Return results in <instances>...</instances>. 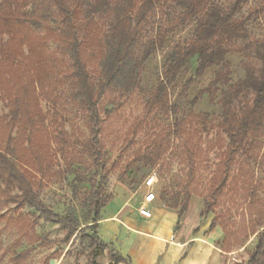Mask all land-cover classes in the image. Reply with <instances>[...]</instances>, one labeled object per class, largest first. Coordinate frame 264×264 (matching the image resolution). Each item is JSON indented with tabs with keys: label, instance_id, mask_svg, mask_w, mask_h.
I'll return each instance as SVG.
<instances>
[{
	"label": "trees",
	"instance_id": "obj_1",
	"mask_svg": "<svg viewBox=\"0 0 264 264\" xmlns=\"http://www.w3.org/2000/svg\"><path fill=\"white\" fill-rule=\"evenodd\" d=\"M50 1L57 15H48L47 18L52 21L59 19V26H44L46 35L37 36L33 30L41 27V17L28 10L31 0H0V104L5 111L0 114V196L17 208L26 206L47 218L59 220L67 239L84 229L89 230L90 235L85 239L91 253L83 255L88 264H97L94 262V249L111 246L99 239L97 230L100 213L113 197L106 195L103 187L95 188L89 204L90 225L78 231L79 223L73 216L59 218L46 211L32 192L31 185L53 182L70 174L74 166H82L81 155L99 167L103 126L111 114L140 91L141 75L147 60L163 49L170 35L194 23L190 39L182 45L176 44L165 61L161 78L142 115L120 138L121 153L134 145V139L157 111L168 109L169 88L192 60L197 61L196 78L208 70L219 69L207 89L198 94L201 98L212 96L218 86H229L228 55L256 59L259 67L246 62L243 82L234 88L229 86L235 96L241 98L242 107L238 114L230 112L224 102L223 122L219 126L227 144L208 181L200 217L214 214L238 156L252 147L253 142L249 140L255 139L264 124V40H252L246 27L250 15L258 11L254 10L246 18H237L246 0H232L227 7L216 3V0ZM98 19L108 20L106 33L100 28ZM48 40L56 42L68 55L74 97L86 114L89 139L79 144L78 156L71 154L74 150H71V135L60 125L56 105L44 90L48 65L40 47ZM191 85L192 81H188L182 87L183 95ZM42 102L47 103L49 111H43ZM107 106L111 108L108 110ZM101 114L105 119H101ZM198 124L205 125L206 116L189 113L181 121L158 129L132 152L133 159L126 166V172L139 164L153 168L162 162L171 137L179 140L178 148L188 163L186 180L179 183L168 198L164 191L159 196L164 207L177 216L175 229L187 212L191 197L200 194L195 185L198 149L192 132L188 130ZM101 169L108 173L104 165ZM262 192L264 199V184ZM252 204L257 203L248 205V217L251 218ZM0 220L15 228L21 237L33 240L26 232L24 218L5 219L0 215ZM249 223V234L255 236V245L246 264H264V217L252 218ZM217 225L214 216L210 229ZM218 226L223 234L219 250L228 253L227 245L235 238L233 225L225 222ZM108 258L112 264H129L128 259L115 251L109 253Z\"/></svg>",
	"mask_w": 264,
	"mask_h": 264
},
{
	"label": "rangeland",
	"instance_id": "obj_2",
	"mask_svg": "<svg viewBox=\"0 0 264 264\" xmlns=\"http://www.w3.org/2000/svg\"><path fill=\"white\" fill-rule=\"evenodd\" d=\"M231 2L232 0H216V3L223 7H227ZM55 9L50 0H31L28 10L36 12L37 16L41 17V27L33 30L35 35L45 36L44 26H59V19L56 18L57 21H52L47 18L48 15L56 14ZM254 10L258 13L252 14ZM249 14L252 15L247 20L246 27L251 39L264 40L263 0H246L237 18H246ZM97 21L100 28L106 33L108 20L98 19ZM194 27V23H189L170 35L163 49L152 55L144 64L140 91L132 95L120 110L111 114L110 119L103 126L101 160L97 164L99 167L93 166L94 163L89 162L86 157L81 155L82 166H74L70 174L53 182L43 181L42 185L32 183V192L37 195V199L43 204L46 211L59 218L66 215L73 216L79 223L78 231H80L90 225L89 204L92 202L95 188L101 186L106 195H111L113 198L117 196L116 206L120 204L121 195L124 194L127 197V204L136 208L146 191L143 182L153 174L157 179L153 187L157 198L162 191L168 198L169 194L179 187L178 184L186 180L188 173V163L178 148L179 140L171 137L169 149L162 162L153 168H145L139 164L126 172V166L133 159L132 152L141 147L152 133L181 121L189 113L195 116H206L205 125L198 124L188 129L192 132L198 149V159L195 162V185L200 193L197 196H192L191 199H197L204 204L208 181L227 144V138L219 126L223 122L224 102L230 112L238 114L242 107L241 98L235 96L233 88L245 79L244 64L246 62L256 68L259 67V62L256 59L251 56L244 58L237 54L228 55L226 62L230 67L229 86L233 88L218 86L212 96L204 95L201 98H198V94L207 89L219 69L208 70L200 78H196L197 61L192 60L169 88L168 109L157 111L150 118L128 151L121 153L123 146L120 140L133 121L142 115L143 108L155 90L161 78L163 65L172 53L174 46L182 45L188 41L194 32ZM40 49L48 65L44 83L46 96L54 101L59 123L71 135V150L74 149L71 154L78 156L79 144L88 141L89 132L86 114L81 111L79 101L74 97V80L70 76L69 57L53 40L45 42ZM188 81H192V85L183 95L182 87ZM41 108L45 112L50 109L46 102L41 103ZM110 108V106L106 107L108 110ZM4 113L0 104V114ZM100 117L105 119L103 114ZM250 141L253 142V145L248 151L246 150L245 153L238 156L236 164L231 170V178L218 198L214 214L199 220L200 226L205 222L211 223L214 216H216L218 225L225 222L232 223L235 238L227 245L228 253H222L219 250L221 264L247 263L248 254L255 245V236L249 234L251 227L249 221L252 218L264 217L262 192L264 184V124L255 139H250ZM102 165L108 170L107 174L102 171ZM6 200L7 198L4 199L0 196V215L5 219L24 218L26 229H28L26 232L33 240L21 237L15 228L8 225L5 220H0V264H88L84 255L91 253L85 239L86 235H90L89 230L84 229L79 234L67 239L66 232L63 231L59 220L47 218L44 214L26 206L17 208L15 204L9 202L10 200L8 203ZM253 202L257 204L251 205V218L248 217L247 208ZM157 206L164 207L160 198ZM134 214L129 210L130 216ZM218 225L216 228L220 230L221 235L218 242H215V246L219 249L223 241V234ZM138 229L141 230L142 226ZM112 251H115L112 245L107 249L96 247L93 251L94 262L112 264L113 262L108 258ZM116 264L123 263L116 262Z\"/></svg>",
	"mask_w": 264,
	"mask_h": 264
},
{
	"label": "crops",
	"instance_id": "obj_3",
	"mask_svg": "<svg viewBox=\"0 0 264 264\" xmlns=\"http://www.w3.org/2000/svg\"><path fill=\"white\" fill-rule=\"evenodd\" d=\"M158 199L148 206L152 217L145 219L138 214L142 198L137 207L132 208L124 194L117 206V196H114L100 213L99 239L112 245L129 264H221V252L215 246L220 230L210 229L208 222L199 225L203 204L191 199L175 229L176 214L163 206L158 207ZM129 210L135 214L130 216Z\"/></svg>",
	"mask_w": 264,
	"mask_h": 264
},
{
	"label": "built area",
	"instance_id": "obj_4",
	"mask_svg": "<svg viewBox=\"0 0 264 264\" xmlns=\"http://www.w3.org/2000/svg\"><path fill=\"white\" fill-rule=\"evenodd\" d=\"M156 182L157 179L154 174L148 176L143 182V186L146 191L143 194L142 203L138 209V214L145 219H150L152 217V213L148 206L153 204L157 199V196L153 191V187L155 186Z\"/></svg>",
	"mask_w": 264,
	"mask_h": 264
}]
</instances>
